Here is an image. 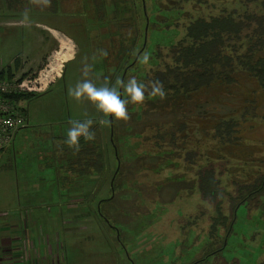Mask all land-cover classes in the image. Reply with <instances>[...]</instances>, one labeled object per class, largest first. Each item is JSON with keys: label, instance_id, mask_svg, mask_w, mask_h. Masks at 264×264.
I'll return each instance as SVG.
<instances>
[{"label": "rangeland", "instance_id": "obj_1", "mask_svg": "<svg viewBox=\"0 0 264 264\" xmlns=\"http://www.w3.org/2000/svg\"><path fill=\"white\" fill-rule=\"evenodd\" d=\"M39 2L41 12L35 7L36 0H0V69L14 66L18 57L20 68L16 77L42 76L41 84H36V95L18 103L27 122L17 131L12 145L0 152V189L29 190V194L20 190L21 202H50L53 218L59 213L58 217L81 220L89 213L81 206H92L98 223L81 222L78 227L82 230L76 236L70 234V227L51 228L50 264H192L199 261L212 249L208 247L205 233L211 208L203 202L193 181L180 180L173 177L176 172L171 175L172 172L155 167L157 158L146 150L135 153L137 142L142 139L136 134L147 125H156L165 132L174 121L186 124L190 121L188 117L229 114L238 105L242 92H233L235 96L207 92L199 103L187 108V113L148 109L138 114L133 112L137 108L129 104L130 121L111 120L115 134L121 137L115 145L120 160L115 161V150L108 147L110 124L99 123L109 117H104L87 100L76 101L69 95V89L84 79L85 63L93 66L90 78L101 85L112 75L119 57L111 54L101 57L96 47L99 45L96 32L85 29L89 33H84L77 24L81 21L79 18L45 16L51 9L47 11L42 0ZM156 3L160 9L150 21L145 18L143 30L142 46L148 41V52L155 48L170 49L184 37L190 19L197 17L188 1L156 0ZM42 28L56 29L64 37L49 34ZM64 44H69L72 50L69 59L76 51L67 63L62 51ZM103 44L108 50L109 42L103 41ZM138 46L139 41L137 50ZM58 75L63 76L57 79ZM244 87L254 88L247 82ZM258 114L263 115L260 123L240 126L243 136L252 144L245 147L248 152H264V101L258 107ZM86 119L95 121L92 128L95 139L85 142L81 138V151L76 153L64 144L70 127L68 121ZM190 122L194 124L195 120ZM100 150L105 159L104 168L98 166L101 170L97 167ZM245 230L250 238L253 232L261 233V238L264 233L258 226ZM235 257H239L237 252H226L223 261L229 262ZM210 260L206 264H217Z\"/></svg>", "mask_w": 264, "mask_h": 264}, {"label": "trees", "instance_id": "obj_2", "mask_svg": "<svg viewBox=\"0 0 264 264\" xmlns=\"http://www.w3.org/2000/svg\"><path fill=\"white\" fill-rule=\"evenodd\" d=\"M182 1L190 2L197 14L186 25L184 37L170 49L155 48L148 52V41L142 49L143 30L145 18L150 21L160 9L156 0H114L115 15L107 24L123 23L127 5L131 12L132 60H136L124 80L136 77L148 83L158 79L167 93L164 100L156 97L144 105H134L137 111L133 112L142 114L148 109H160L187 113V108L199 103L207 92H218L220 96V93L232 95L241 91V99L229 114L188 117L190 121L195 120L194 124L174 121L165 132L156 125H147L136 134L142 139L138 140L134 152L142 154L146 150L157 158L155 167L164 168L171 175L176 172L173 177L180 180L193 181L203 202L211 208L205 233L208 247L212 249L192 264H206L209 259L217 264H264V233L261 238V233L253 232L250 238L245 230L258 226L264 231V152L245 150L252 144L240 127L250 125L249 122L260 123L263 117L258 114V107L264 101V0ZM144 54H148L150 63L140 62ZM19 68L17 57L14 66L0 69V81H11ZM121 71L116 70L117 76ZM245 82L254 88L247 89ZM35 95L19 93L5 98L16 103L24 115L18 103L29 101ZM112 131L108 147L116 150L121 137L113 127ZM113 160H120L119 154ZM98 161L97 167L104 168L101 150ZM88 212L84 217L94 216L91 207ZM230 251L237 252L239 257L224 262V254Z\"/></svg>", "mask_w": 264, "mask_h": 264}, {"label": "crops", "instance_id": "obj_3", "mask_svg": "<svg viewBox=\"0 0 264 264\" xmlns=\"http://www.w3.org/2000/svg\"><path fill=\"white\" fill-rule=\"evenodd\" d=\"M20 190L31 193L18 187L0 189V264H50L53 258L51 228L63 230L70 227L74 230L70 234L76 236L82 230L78 227L81 222L98 223L92 214L72 221L65 216L58 217L59 213L53 218V204L45 200L35 203L25 200L22 203ZM81 207L88 210L90 205Z\"/></svg>", "mask_w": 264, "mask_h": 264}, {"label": "clouds", "instance_id": "obj_4", "mask_svg": "<svg viewBox=\"0 0 264 264\" xmlns=\"http://www.w3.org/2000/svg\"><path fill=\"white\" fill-rule=\"evenodd\" d=\"M51 0H42L44 5H50ZM101 57L107 58L108 52L106 49L98 50ZM93 62L96 60V55L92 57ZM149 61L148 54L140 57V62L147 64ZM93 66L85 63L82 69L83 77L78 81L73 88L69 89V95L76 101L81 102L87 100L90 102L99 113L104 117H111L117 121L127 123L131 119L128 106L144 105L150 98L159 97L164 100L167 96L164 85L158 79L144 83L139 81L136 77H131L127 80L117 77L115 83H111L105 78L104 83L97 85L91 77ZM70 127L67 130L64 144L74 152L81 151V138L85 142H91L95 139V131L92 130L95 123L92 119L69 120ZM100 125L110 123L108 119H101Z\"/></svg>", "mask_w": 264, "mask_h": 264}, {"label": "flooded vegetation", "instance_id": "obj_5", "mask_svg": "<svg viewBox=\"0 0 264 264\" xmlns=\"http://www.w3.org/2000/svg\"><path fill=\"white\" fill-rule=\"evenodd\" d=\"M39 0H36L35 7L38 12H41ZM47 11L51 9L47 16L52 18L60 19H81L80 28L81 30L88 34L87 31L93 30L96 32V38L98 39L99 49H105L103 41L109 42V47H107V52L110 56L113 55L119 57L118 63L115 64L114 71L112 75L108 76V80L111 83H115L117 77L123 79L126 77V73L130 68L134 60H132V49H131V27H130V5L125 6L123 11L124 21L123 23H116L114 21L109 22V18L115 15V4L114 0H51L50 5H45ZM42 9V8H41ZM121 14V13H120ZM43 31L51 33L52 35H61L56 29L42 28ZM122 30V34H121ZM64 37V36H63ZM66 38V37H65ZM67 39V38H66ZM70 40V39H68ZM76 49L72 40H70ZM144 47L142 46V49ZM72 57L68 59L65 63L70 61ZM122 69L121 74L117 76L116 70ZM63 76V75H62ZM59 77L60 79L62 78Z\"/></svg>", "mask_w": 264, "mask_h": 264}, {"label": "built area", "instance_id": "obj_6", "mask_svg": "<svg viewBox=\"0 0 264 264\" xmlns=\"http://www.w3.org/2000/svg\"><path fill=\"white\" fill-rule=\"evenodd\" d=\"M41 74L39 78L32 79L14 77L11 81H0V152L8 145H12L17 131L26 126V118L17 109L16 103L9 101L5 95H15L19 93H34L36 84H41ZM40 89V87H39Z\"/></svg>", "mask_w": 264, "mask_h": 264}, {"label": "bare ground", "instance_id": "obj_7", "mask_svg": "<svg viewBox=\"0 0 264 264\" xmlns=\"http://www.w3.org/2000/svg\"><path fill=\"white\" fill-rule=\"evenodd\" d=\"M60 42H62V40ZM62 51H63V54L65 55V60L64 61L66 62L69 59L68 57H70L71 52H72L69 44H64V46L62 47ZM54 67H57V65L54 66ZM54 67H53V69H56Z\"/></svg>", "mask_w": 264, "mask_h": 264}, {"label": "water", "instance_id": "obj_8", "mask_svg": "<svg viewBox=\"0 0 264 264\" xmlns=\"http://www.w3.org/2000/svg\"><path fill=\"white\" fill-rule=\"evenodd\" d=\"M109 120H110V123H109V124H110V129H111V137H110V142H112V125H111V124H112V123H111V122H112V121H111V120H112V118H111V117H109ZM114 150H115V149H114ZM115 156H116V150H115Z\"/></svg>", "mask_w": 264, "mask_h": 264}]
</instances>
